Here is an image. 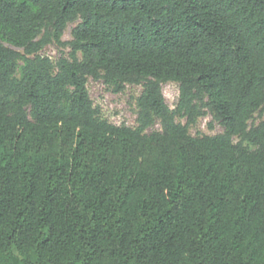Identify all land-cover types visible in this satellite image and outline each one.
Wrapping results in <instances>:
<instances>
[{
  "label": "trees",
  "instance_id": "trees-1",
  "mask_svg": "<svg viewBox=\"0 0 264 264\" xmlns=\"http://www.w3.org/2000/svg\"><path fill=\"white\" fill-rule=\"evenodd\" d=\"M0 264H264V0H0Z\"/></svg>",
  "mask_w": 264,
  "mask_h": 264
},
{
  "label": "rangeland",
  "instance_id": "rangeland-1",
  "mask_svg": "<svg viewBox=\"0 0 264 264\" xmlns=\"http://www.w3.org/2000/svg\"><path fill=\"white\" fill-rule=\"evenodd\" d=\"M78 22L79 20L68 23L61 37L62 41H69L72 39L71 31ZM6 45L10 46L9 44ZM10 47L22 51L19 48L13 46ZM69 51V46H59L52 43L47 45L41 51V54L56 60L62 55L67 56ZM161 88L166 104L170 109H175L179 95L178 84L175 82H167L162 84ZM87 90L93 102V106L98 108L101 115L107 118L111 123L116 125L125 124L131 127L137 125L138 108L136 105V99L142 92L141 86L127 84L122 91L113 92L111 87L105 85L102 80L88 78ZM203 112L204 114L198 117L195 123L191 126V134L214 135L222 133L224 130L222 125L213 119L209 110L204 108ZM259 120L260 117L255 115L251 123L256 124ZM179 121L184 123L185 119L181 118ZM151 129L161 130V122L156 120ZM234 140L237 141L236 138Z\"/></svg>",
  "mask_w": 264,
  "mask_h": 264
}]
</instances>
